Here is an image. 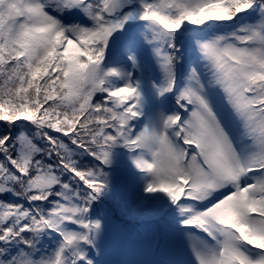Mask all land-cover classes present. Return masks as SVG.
<instances>
[{
    "label": "snow or ice",
    "instance_id": "obj_1",
    "mask_svg": "<svg viewBox=\"0 0 264 264\" xmlns=\"http://www.w3.org/2000/svg\"><path fill=\"white\" fill-rule=\"evenodd\" d=\"M118 148L187 264H264V0H0V264H100Z\"/></svg>",
    "mask_w": 264,
    "mask_h": 264
},
{
    "label": "trees",
    "instance_id": "obj_2",
    "mask_svg": "<svg viewBox=\"0 0 264 264\" xmlns=\"http://www.w3.org/2000/svg\"><path fill=\"white\" fill-rule=\"evenodd\" d=\"M115 151L117 155L112 167L109 169L110 180L113 186L112 194L110 188V195L102 197L95 206L96 213L106 215L108 229L102 244L103 254L98 258L100 264H169V261L173 260L165 261L160 252H157L160 247H164L162 244L158 245L155 243L156 246L152 248V253L146 255L144 253L143 256L133 252L134 240L137 237H141L140 240L142 242V238L145 235H150L154 231L156 232L155 239L157 240L162 230L166 229L168 233V245L173 242L183 245V240L180 231L171 225L165 222L153 221L144 215H139V206L144 202V199L136 202L133 212L127 211L130 210L128 206L126 207L127 212L122 210L121 204L126 205L121 190L135 182L134 180L137 177L133 174L137 173V169L132 164L126 149L118 148ZM122 164L130 166V170L133 172V174L128 173L125 179L121 176L123 170H121L120 165ZM155 195L160 198L159 202L163 203L166 201V197L163 194ZM130 225L131 227H129ZM176 260H184L185 264H187L188 258L178 257Z\"/></svg>",
    "mask_w": 264,
    "mask_h": 264
},
{
    "label": "rangeland",
    "instance_id": "obj_3",
    "mask_svg": "<svg viewBox=\"0 0 264 264\" xmlns=\"http://www.w3.org/2000/svg\"><path fill=\"white\" fill-rule=\"evenodd\" d=\"M73 20H80L79 16H73L72 17ZM174 103V99L170 98L169 99V105ZM87 163V162H85ZM121 170H123L121 172V176L124 177V179L127 177L128 173L133 174L132 170H130V166H128L127 164H122L120 165ZM129 171V172H128ZM119 172V171H118ZM134 176H136L137 178L134 180L135 182L131 185H127L126 188H124L122 191L123 193V199L125 202V207H129L130 212H133L134 206L136 204V202H138L140 199H144L145 194L143 193V187L145 185V183L150 179V177H148L146 174H142V172H140L139 170H137L136 174H133ZM111 194H112V189L113 186L111 184ZM125 212H127L126 210H124ZM123 211V212H124ZM139 215L141 214V211L139 213ZM131 227V225L129 226ZM155 236H156V232L154 231L152 234L150 235H145L142 239L141 242V237H137V239L134 240V245H133V252L134 253H139L143 256V254H149L152 253V248L155 245ZM144 244V246H143ZM143 246V247H142ZM143 248V249H142ZM161 256L163 257V260L168 261V260H176V258L178 257H186L189 259L188 254L184 248V245L173 242L171 244L168 245L167 248L165 247H160L159 251Z\"/></svg>",
    "mask_w": 264,
    "mask_h": 264
}]
</instances>
